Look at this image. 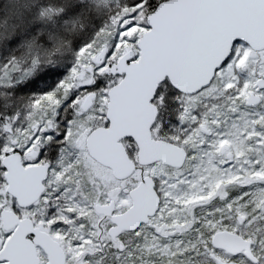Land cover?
<instances>
[{
	"label": "snow or ice",
	"instance_id": "snow-or-ice-1",
	"mask_svg": "<svg viewBox=\"0 0 264 264\" xmlns=\"http://www.w3.org/2000/svg\"><path fill=\"white\" fill-rule=\"evenodd\" d=\"M0 264H264V0H0Z\"/></svg>",
	"mask_w": 264,
	"mask_h": 264
}]
</instances>
